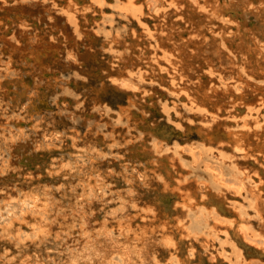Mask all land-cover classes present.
I'll return each instance as SVG.
<instances>
[{"label":"bare ground","instance_id":"obj_1","mask_svg":"<svg viewBox=\"0 0 264 264\" xmlns=\"http://www.w3.org/2000/svg\"><path fill=\"white\" fill-rule=\"evenodd\" d=\"M0 264H264V0H0Z\"/></svg>","mask_w":264,"mask_h":264},{"label":"rangeland","instance_id":"obj_2","mask_svg":"<svg viewBox=\"0 0 264 264\" xmlns=\"http://www.w3.org/2000/svg\"><path fill=\"white\" fill-rule=\"evenodd\" d=\"M208 153H209V152H208ZM213 156H215L214 153H213ZM203 159H205V157H204ZM211 160H215V159H211Z\"/></svg>","mask_w":264,"mask_h":264}]
</instances>
